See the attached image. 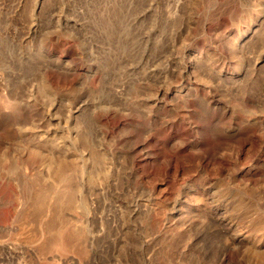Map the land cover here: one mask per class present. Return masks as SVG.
Here are the masks:
<instances>
[{
	"label": "rangeland",
	"instance_id": "rangeland-1",
	"mask_svg": "<svg viewBox=\"0 0 264 264\" xmlns=\"http://www.w3.org/2000/svg\"><path fill=\"white\" fill-rule=\"evenodd\" d=\"M261 6L0 0V264H261Z\"/></svg>",
	"mask_w": 264,
	"mask_h": 264
},
{
	"label": "bare ground",
	"instance_id": "bare-ground-1",
	"mask_svg": "<svg viewBox=\"0 0 264 264\" xmlns=\"http://www.w3.org/2000/svg\"><path fill=\"white\" fill-rule=\"evenodd\" d=\"M264 2V0H261V5H262V3ZM259 11V14H258V16H257V19H256V22L252 25V26H250V27H254L253 29L251 28V29H249V30H251V32H255V31H257V30H259L260 28H261V25H262V23H263V20H264V7L263 6H261V8L258 10ZM247 33V32H246ZM239 36H241V34H239L238 35V37ZM193 54V53H192ZM77 114V113H76ZM71 119V117L68 119V120H70ZM54 134H56V132L54 133V132H51V135H54ZM35 135H37L38 137H41L42 136V133L41 132H38V133H35ZM76 137V136H75ZM44 139L45 140H51L50 138H48L47 136H44ZM44 140V141H45ZM86 142V141H85ZM42 154V153H41ZM91 154H93V153H91ZM48 157V156H47ZM102 158H103V156H102ZM64 161V160H63ZM54 162V161H53ZM50 163V162H49ZM51 164V163H50ZM52 165V164H51ZM60 165V164H59ZM59 165H57V167L59 166ZM60 169V168H59ZM58 170V169H57ZM60 171V170H59ZM57 172V171H56ZM60 173V172H59ZM34 192H32V194H33ZM37 195V194H36ZM33 196H34V194H33ZM32 195H31V200L33 199L32 197H33ZM36 196H34V198H35ZM36 199H40V198H36ZM70 199V198H69ZM18 200V199H17ZM34 200V199H33ZM32 200V201H33ZM63 200V199H62ZM29 201H30V198H29ZM67 202H70V201H67ZM43 204V203H42ZM240 204H242L241 202H240ZM239 203H238V206L240 205ZM243 206V205H242ZM240 208V207H239ZM243 211H241L240 213H242V214H244L246 211H244L245 209H242ZM223 217V216H222ZM221 217V218H222ZM258 217V216H257ZM261 217V216H260ZM228 218V217H227ZM254 218V217H253ZM260 220H262V219H260ZM223 221V220H222ZM229 221V220H228ZM236 222V221H235ZM235 222H233V221H231L230 220V230H232L233 232L235 231V232H237V224L235 223ZM251 225L249 226L248 225V229H246V231H250V229H253V231H255V230H259V235H264V224L261 222V221H259V220H251ZM25 223V222H24ZM23 223V224H24ZM22 225V224H21ZM27 230H28V228H27V226H26V224L25 225H23ZM45 226V225H44ZM24 227L20 230V232L22 233L23 231L22 230H25L24 229ZM47 227V226H46ZM45 227V229H47ZM44 228V227H43ZM236 228V229H235ZM44 229V230H45ZM59 229V228H58ZM58 229H57V231L56 232H58ZM29 231V230H28ZM61 231V230H60ZM59 231V232H60ZM31 232V231H30ZM24 233L25 234H27V236L25 237V238H29V233L27 232L26 233V231H24ZM23 233V234H24ZM238 233V232H237ZM58 234V235H57ZM56 235L57 236H59L60 234L59 233H57ZM234 234H236V233H234ZM240 235V233H238L235 237H237V236H239ZM57 236H55V237H57ZM261 236H260V238H261ZM55 237H53V238H55ZM263 237V236H262ZM58 238H60V236L58 237ZM58 238H57V240H58ZM255 238H257V237H255ZM260 238H258V239H260ZM263 239V238H262ZM55 240V239H54ZM57 240H55L54 242L52 241V243L50 244V242H49V246L50 247H53V248H56V249H61V246L60 245H63V244H61V243H59L58 244V242L60 241V240H58V242H57ZM255 240H257V239H255ZM264 240V239H263ZM256 242V241H255ZM48 244V243H47ZM46 244V245H47ZM46 245H45V247H46ZM64 246V245H63ZM256 246V244L254 243V242H251L250 243V246H249V250H254V248L257 250L258 248V246L257 247H255ZM48 247V246H47ZM253 248V249H252ZM65 249V248H64ZM62 250H63V248H62ZM258 250H262V249H258ZM261 260V264H264V261L262 260V259H260Z\"/></svg>",
	"mask_w": 264,
	"mask_h": 264
}]
</instances>
